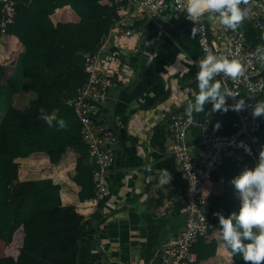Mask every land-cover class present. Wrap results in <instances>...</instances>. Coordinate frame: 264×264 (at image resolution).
I'll list each match as a JSON object with an SVG mask.
<instances>
[{
  "label": "crops",
  "instance_id": "1",
  "mask_svg": "<svg viewBox=\"0 0 264 264\" xmlns=\"http://www.w3.org/2000/svg\"><path fill=\"white\" fill-rule=\"evenodd\" d=\"M108 2L93 0L90 6L102 8ZM125 5L131 7L129 0ZM50 18L70 38L75 39L70 27L76 29L81 42L94 39V36H81L83 33L77 31L85 28L94 35L97 33L93 26L79 24V17L68 5L56 8ZM205 21L211 35L223 28L210 17ZM131 28L133 35L123 39L125 53L120 59L121 76L116 86L110 89L104 111L98 116V120L112 128L119 139L114 165L107 172L109 190L104 196L107 217L99 227L98 244L93 241L91 232L81 243L77 264H157L162 243L183 227V216L178 209L183 191L174 184V175L179 172L169 150L168 120L170 114L185 111L188 101L193 100L194 93L198 92L196 73L201 52L185 12L170 10L157 18H135ZM238 31L252 44L264 45L262 34L245 22ZM3 37L7 38V42L2 50L8 59L0 58V84L5 83L18 54L24 50L15 36L2 33L0 40L5 39ZM260 70L264 75V59H261ZM24 92L30 91L14 95L13 103L18 108H23L34 97H26L22 94ZM165 92V98L157 100ZM23 99L24 102L18 105ZM256 100H264V91L258 94ZM226 105V110L214 111L208 103L204 112H193L188 139L194 141L197 138L198 123L206 113L213 112V117L210 116L217 130L225 129L231 117L227 99ZM161 123L166 130L162 149L153 146L150 141L153 128ZM260 124V131L264 132V117H260ZM77 155L69 148L57 164L50 163L44 152H32L26 157L5 162L8 193L11 195L20 181L51 178L60 186L62 205H73L76 212L87 217L96 209L97 199H78L79 186L72 180ZM165 169L171 179L164 176ZM214 180L204 185L206 193L220 194L223 191L220 184L214 190ZM18 231L21 239L15 247L17 253L2 256L1 264H7L8 257L15 261L19 254L23 228L20 226L10 239L4 237L8 241L5 244L12 246ZM205 239L216 240V252L198 264H235L229 252L222 247L217 229Z\"/></svg>",
  "mask_w": 264,
  "mask_h": 264
},
{
  "label": "trees",
  "instance_id": "2",
  "mask_svg": "<svg viewBox=\"0 0 264 264\" xmlns=\"http://www.w3.org/2000/svg\"><path fill=\"white\" fill-rule=\"evenodd\" d=\"M10 1L13 2L14 12L11 21L3 23L6 1L0 0V35L15 36L24 50L18 54L13 70H8L10 74L5 83L0 84V233L10 239L21 226L23 240L15 261L8 257L6 263L77 264L81 243L86 241L90 232L93 241L98 244L99 227L107 217L104 197L97 199L96 209L86 217L76 212L73 205H62L60 186L51 178L20 181L10 195L4 177V163L26 157L32 152H44L50 163L57 164L67 149H73L78 154L72 176L73 182L79 186L78 199L96 198L92 175L97 164L82 140L80 123L68 101L75 97L77 89L86 80L84 54L96 50L102 35L118 19L117 9L122 2L109 0L107 5L97 8L90 6L93 0ZM65 5L70 6L79 17V24L96 28L95 35L85 28L77 31L83 33L81 36H94V39L79 41L77 37L80 34H76V29L72 27L70 31L75 39L70 38L60 30L59 24L52 22L50 15L56 8ZM22 91H30L34 97L23 108H18L13 103L14 95ZM166 95L165 92L157 100ZM40 107L64 119L67 129H58L55 121L53 127H49L39 119ZM230 111L229 124L225 129H218L219 133L232 131L235 114L231 108ZM210 115L213 117V112ZM165 140V126L162 123L156 125L151 144L162 149ZM243 167H252L249 158L233 152L224 157L216 174L231 180ZM174 184L184 191L185 183L180 173L174 175ZM207 198L211 209H220L225 216L239 209V199L232 183L224 187L220 194L209 193ZM180 207L181 202L178 209ZM214 229L219 231L218 219L209 233ZM20 239L18 231L12 240L14 253ZM216 245L214 239L199 237L192 247L195 260L191 264L214 256ZM232 259L235 264H246L241 255Z\"/></svg>",
  "mask_w": 264,
  "mask_h": 264
},
{
  "label": "built area",
  "instance_id": "3",
  "mask_svg": "<svg viewBox=\"0 0 264 264\" xmlns=\"http://www.w3.org/2000/svg\"><path fill=\"white\" fill-rule=\"evenodd\" d=\"M5 1L3 10L6 19L3 23L11 21L14 12L13 2ZM117 1L122 2L117 9L118 19L102 35L96 50L84 54L86 80L77 89L75 97L68 101L80 123L82 140L97 164L92 175L96 199L108 193L107 172L114 165L119 140L114 130L98 120V116L110 89L116 86L121 76L120 59L125 53L123 39L133 35L131 24L135 18H157L170 10L184 12L182 0H129L131 7L125 5L126 0ZM250 7L249 18L244 22L264 34V0H252ZM193 27L194 23L190 20V30L196 38L201 57L211 51L242 65L244 72L238 79H226L224 90L235 95L226 97L230 106L239 99H244L248 106L239 111L231 107L235 119L229 133H219L210 114L206 113L198 123L194 141L188 139V131L193 123L192 113L189 115L185 110L170 114L169 150L177 171L185 181L179 209L183 216V227L162 243L157 264H191L195 260L192 247L199 237L207 238L210 235L209 230L218 219L214 213L219 212L211 209L204 185L214 178L227 154L241 153L249 158L253 167L261 146H264L259 136L260 117L251 115V105L264 91V75L260 70L261 59L255 52L256 45L247 41L238 30L228 32L221 28L211 35L205 20Z\"/></svg>",
  "mask_w": 264,
  "mask_h": 264
},
{
  "label": "clouds",
  "instance_id": "4",
  "mask_svg": "<svg viewBox=\"0 0 264 264\" xmlns=\"http://www.w3.org/2000/svg\"><path fill=\"white\" fill-rule=\"evenodd\" d=\"M251 4L252 0H182V9L186 18L194 23L193 29L210 17L225 30L237 31L249 18ZM261 39H264V34ZM255 52L260 59H264V45H257ZM198 69V92L194 93L193 100L188 101L186 112L189 115L204 112L208 103H211L214 111L226 110V97L235 95L224 90V81L238 79L244 72L242 65L208 51L200 59ZM218 76L222 78L217 79ZM247 106L244 99L236 100L231 105L237 111ZM38 111L39 119L49 127H53L55 121L58 129H67L68 124L64 119L49 114L43 107ZM251 115L254 118L264 117V100H256L251 105ZM164 176L171 179L166 169ZM231 183L240 201L238 211L234 210L227 216L214 213L218 217L222 247L229 252L230 258L241 255L246 264H264V146L259 150L256 164L243 168L231 179Z\"/></svg>",
  "mask_w": 264,
  "mask_h": 264
},
{
  "label": "rangeland",
  "instance_id": "5",
  "mask_svg": "<svg viewBox=\"0 0 264 264\" xmlns=\"http://www.w3.org/2000/svg\"><path fill=\"white\" fill-rule=\"evenodd\" d=\"M5 38V37H3ZM7 42V38L5 39H1L0 40V58L1 59H8V56L6 55V53L2 50L4 49V43ZM13 58V57H12ZM23 95H25L26 97H31L34 96V94L32 92H24L22 93ZM24 102V99L23 100H20L18 102V105L19 104H22ZM216 176L214 177V181H215V186H214V190L215 188H217V186L220 184V188L222 189V187H227L230 183H231V180H228V179H224L222 176H220L219 174H215ZM5 241L8 243L7 239H5V237L0 233V257L4 256V255H8L10 253L14 254V250L12 249V246L11 244H5ZM17 253V252H16ZM15 253V254H16Z\"/></svg>",
  "mask_w": 264,
  "mask_h": 264
},
{
  "label": "water",
  "instance_id": "6",
  "mask_svg": "<svg viewBox=\"0 0 264 264\" xmlns=\"http://www.w3.org/2000/svg\"><path fill=\"white\" fill-rule=\"evenodd\" d=\"M259 136H260V140H261V141L263 142V144H264V132L260 131Z\"/></svg>",
  "mask_w": 264,
  "mask_h": 264
}]
</instances>
